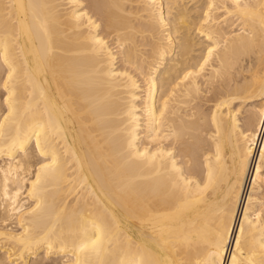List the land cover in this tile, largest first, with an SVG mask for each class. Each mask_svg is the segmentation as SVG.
I'll list each match as a JSON object with an SVG mask.
<instances>
[{"label":"bare ground","instance_id":"bare-ground-1","mask_svg":"<svg viewBox=\"0 0 264 264\" xmlns=\"http://www.w3.org/2000/svg\"><path fill=\"white\" fill-rule=\"evenodd\" d=\"M0 264H264V0H0Z\"/></svg>","mask_w":264,"mask_h":264},{"label":"rangeland","instance_id":"rangeland-1","mask_svg":"<svg viewBox=\"0 0 264 264\" xmlns=\"http://www.w3.org/2000/svg\"><path fill=\"white\" fill-rule=\"evenodd\" d=\"M0 93H1V92H0ZM1 94H3V92H2Z\"/></svg>","mask_w":264,"mask_h":264}]
</instances>
